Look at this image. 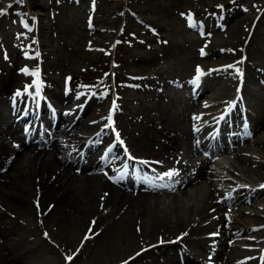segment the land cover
<instances>
[{
	"label": "rangeland",
	"instance_id": "rangeland-1",
	"mask_svg": "<svg viewBox=\"0 0 264 264\" xmlns=\"http://www.w3.org/2000/svg\"><path fill=\"white\" fill-rule=\"evenodd\" d=\"M188 10H192L194 19L203 22L202 28L206 34L204 43L209 48L218 50V54L223 50L227 54L215 62L220 64L214 68L224 69L226 65L221 63L239 61L236 67L233 66L235 68L231 67V71L216 70L215 72V78L218 81L222 80L219 83L222 84L224 80H230V96L227 95V97L231 101V91L235 90L237 80L244 73L247 56L251 63L258 65V68L259 66L264 67V0H22V2L0 0V12L5 13L0 15V42L3 43L2 45L0 43V49L7 48V50H0V62L2 63L0 65V99L5 98V95L11 91L12 85L29 82L34 76H37L34 75L37 72L49 82V87L46 89L51 95L67 86V89L73 91L75 95L82 92L80 103H73V108L78 106L82 109L91 96L93 104H91V111L82 112L80 117L87 118L92 114L97 118L91 123L93 124L92 130L86 127H73L68 130L66 146L72 150L74 149L72 140L84 141L102 126H99L103 123L102 116L106 112L109 100L114 98L116 100L114 126L119 135L121 133V140L127 142L128 150L129 146L132 147L131 149H135V155H148L146 153H149L150 149L142 148L139 139L144 134H150V124L146 117L159 118L155 107L152 106L157 100V95L165 93L162 94L163 98L165 95L173 96L175 99L174 108L177 107V112L184 108V104L194 105V102L190 101L187 88L179 87L174 78L180 68H183L178 53L172 48L167 54L166 50L170 47L165 46L164 43V41L183 43L185 39L189 40L191 36H195L196 27L187 28L185 23ZM235 20L239 23L236 22L235 30L229 32L227 28ZM153 32L154 34H152ZM208 32H212V35ZM8 41L10 43H7ZM200 42L198 40L195 44L189 45L194 49L192 50L194 55H196L195 47ZM2 51H8V56L3 55ZM133 54H142L148 59L153 58L149 61L153 66V75L140 78L141 76L138 77L130 71L129 59L135 56ZM216 57H218L217 54ZM193 64L195 63L189 64L187 73L184 74V76H189V79L193 71ZM23 66L35 68V72L24 74L21 70ZM214 68L210 69L214 70ZM213 70L207 69L205 73H210ZM133 75H136L134 76L136 79L129 78ZM161 76H164V79ZM62 78H68V80ZM152 79L166 83L158 88H153ZM220 87L222 89L219 91L214 88L212 94L209 93L210 90H206L205 94L199 95L198 100L201 101L207 99V96H211V100L207 99L204 102L216 103L217 98H221L223 103H227L226 98H222L225 96V87ZM162 101L167 103L163 99ZM172 101L173 99L170 97L168 103L170 104ZM160 103L162 102L160 101ZM251 112L252 116H255L256 112ZM0 115H2L0 116V136L1 133L10 136L8 133L10 118H7L3 107H0ZM261 130H255L253 137L245 141L252 146V149L240 156L264 164L262 154L257 152L260 146L253 142L255 140L264 141V137L259 135ZM12 143L14 144L13 141ZM11 145L8 143L9 148ZM9 153L12 154L11 151ZM231 153L223 155L222 165L227 168L220 169L219 172L223 173L227 169H231V171L228 170L226 176L232 182H236L234 184L236 187L238 185H258L251 183L253 175L248 176V171L243 169L245 164L248 166L250 164L237 160L236 158L240 157L237 152ZM104 163L109 164L110 162L104 161ZM231 165H234L235 169ZM71 169L77 170L76 167H71ZM0 174L3 173L0 172ZM238 174L240 181L237 178ZM226 182L219 181L221 184H226ZM201 184H203L202 181L192 183V186L187 187V191L190 192L194 185L196 188ZM194 193L193 191L190 196H193ZM10 196L6 203L0 198V211H4V215L0 216V264H121L125 262L130 264V248L137 243L134 238L130 240L129 232L118 229L113 223L115 221L113 218L100 220L95 217L91 218L90 223L95 222L94 228H97L99 232L91 239H87L86 235H91L89 228L87 232H81L76 225L70 223V218L75 212L72 206L67 205L64 210L60 209L61 207L54 210V214L59 213L55 214V216L58 215V222L52 223V219L49 217L52 206L47 205V208L42 211L38 207L39 201L36 198H40V193L32 199V203L30 199L35 196V193L28 195L27 203L31 210L26 212H22L23 198L20 196L18 200L16 191L10 192ZM260 196L253 197L257 206H253L255 205L253 202L233 206L237 209H246L243 213L239 210L234 211L225 205L221 206L240 223L250 221L249 224L252 225L250 231L241 233L236 239H224L231 242L229 245H237V251L241 250L234 257V262L230 260L233 263L229 261V264H262L264 236L256 238L257 233L264 229V211L262 209L264 201L258 202L260 198L264 199V193ZM167 197L168 194L158 195L156 211L159 214L167 213L172 208ZM180 200L181 205L174 209L178 210L177 208L181 207V211L186 212L185 203H189V201L187 198ZM218 200L220 199L218 198ZM248 204L250 205L248 206ZM64 207L62 206V208ZM224 210L222 213H225ZM105 211L107 213L110 211L108 206H104L100 213L104 214ZM253 211L256 215L259 214L257 215L259 216L257 226L253 225L251 221L253 220L251 216ZM232 213L234 214L232 215ZM218 215L220 213L208 217L216 216L218 218ZM153 241L154 238L148 240L149 243H153ZM158 243L149 246L152 247ZM225 247L224 244L219 245L217 250L216 246H212L207 254L218 251L221 254L220 258L223 259L227 255L224 251ZM158 249L164 250L165 248ZM156 251L157 249L152 253H147L148 251L143 253L139 257L140 260L135 263L142 262L144 259L146 264L162 263L163 255L155 253ZM68 257H72V260L69 261ZM208 257L209 259H205L207 264L215 262L210 255ZM251 258L255 259L251 263H246Z\"/></svg>",
	"mask_w": 264,
	"mask_h": 264
},
{
	"label": "bare ground",
	"instance_id": "bare-ground-1",
	"mask_svg": "<svg viewBox=\"0 0 264 264\" xmlns=\"http://www.w3.org/2000/svg\"><path fill=\"white\" fill-rule=\"evenodd\" d=\"M236 22L237 20H235L233 24L229 25L228 28L226 27L229 32L235 30ZM152 34H154V32ZM198 40L199 38H197L196 36H191L189 40L185 39L183 43H180L178 41L175 42L170 41L167 42L165 45V46L168 45L170 47L169 49L166 50L167 54H169L170 49L172 48L175 49L178 53L179 61L183 64V68H180L177 75L174 77L177 84L180 85L182 89L187 88V84H188V81L186 80L187 76H184V74L187 73L188 66L191 62L200 63L199 73L202 76V74L206 69L219 66L220 63H215L217 60L225 57V55L227 56L224 50L218 54V50L207 47L206 49H204L205 51L204 58L199 59L197 56L193 54L192 50L194 49H192L191 46H189L190 44L191 45L195 44ZM11 44L13 43L11 42ZM15 52L16 51H14V53ZM216 54L218 57L215 58ZM211 56H214L213 57L214 59ZM209 58L212 59L210 60ZM151 60H153V58L150 57V59H148L145 55L142 54L131 57L129 59L130 71L132 73L137 74L138 77L141 76L146 78L151 74L153 75L152 73L153 66L150 65L151 63L149 62ZM238 63L239 61H236L235 63H230L229 61H227L221 63L226 65L224 69H218V68L215 69L225 72L232 69L231 67L233 66L236 67ZM0 64L2 65L1 62ZM215 69L212 72L210 71V73L203 76V78L200 81V88L199 90L197 89L198 92L196 93V96L198 94L199 95L205 94L204 92L206 90H210L209 93L212 94L215 89H217L218 91L222 89V87L220 86L225 87V91H224L225 96L222 98L225 99L227 98V95L230 94V82H229L230 80L229 81L224 80L222 84L219 83V81L222 80L218 81V79L215 78V72H216ZM195 74H198L197 70ZM161 78L164 79V76H161ZM163 83H164L163 81L155 79L152 82V87L158 88L159 86H162ZM237 87L238 88L236 91L240 93L243 101H246L244 102L245 106L249 108L251 111H253V113L256 112L255 116L251 115L252 117L251 116L249 117L250 129L253 132H255V130L257 129H262L259 132V135L260 137H264V67L259 66L258 68V65L255 63H251L249 57L247 56V60L244 63V73ZM236 91L232 90L231 95L232 93L233 95H236ZM162 94L164 95L165 93ZM162 94L160 93L159 95H157V100L154 103V105H152L153 107H155V110L157 111L159 118L154 119L149 116L146 117L148 123L150 124L149 126L150 134L142 135L141 139H139L140 140L139 142L141 143V145H147L150 148V152H149L150 155H147L148 158H158L159 159L158 161L163 162V165L161 167L163 169L165 168L168 169L171 167V163L173 161L174 162L178 161V157H179L178 144L189 147V144L193 140L191 135L193 133H199L203 131V125L196 128L197 124L196 127L193 128L194 129L193 133L191 132V128L189 130L190 123L186 118L187 108H191V111H195L197 109H202V108L218 111L219 109L217 106L219 105L222 106L225 103L222 102L223 100H221V98H217V100L215 101L216 103H206L204 101H201L200 104L202 103L204 107H200L198 104L199 102H197V99H194L192 101L190 100L191 102H194V105H192L194 107H190L186 104L184 108H182L179 112H176L175 111L176 109L174 108L173 105V101L170 104L168 102L160 103V101L163 99ZM188 95L189 97L191 96L190 93ZM72 98L73 96H70V99ZM206 98L211 100V96H207ZM1 104L4 105V109L6 110L7 103L5 102L4 99L0 100V105ZM59 108H61V106H59ZM91 108L92 107L90 104H86L84 105L82 110L88 113L91 111ZM235 109L237 110V108ZM209 115H211V112L202 113L201 116L198 118V120L204 119ZM235 117H236V112L234 113L232 112L231 115H229V118L231 120ZM95 118L97 117L96 116L94 117L92 114H90L87 118L78 117L76 121H74L73 126L86 127L87 129H90L92 126V124L90 123H92L95 120ZM56 122L57 124L59 123L58 124L59 127L60 125L62 126L63 124L62 121L58 119L54 121V124ZM100 125L101 124H99V126ZM53 131L55 132V130H52V133ZM59 131H61L60 128L56 130V133H58ZM106 136L107 134H102L101 138L104 139L106 138ZM211 136L212 133L209 134L207 140H211ZM215 139H219L221 144H225L224 143L225 141H223V137L220 133L216 134ZM241 141L239 140L233 141L232 150L237 152L238 156H240L243 153H246L247 151H251L252 149V146L245 143V141L243 140ZM253 142H256L258 146H260V148L257 149V152L261 153L264 158V149L261 148V147L264 148V141L255 140ZM56 143L57 142H55V144ZM17 145H18L16 147L17 149L14 150V156L10 157L9 162L3 166L4 167L3 174H0L1 200L6 203L8 198L11 197L10 192L16 191V197L18 198V200L20 199V196L23 198L22 212L23 211L26 212L27 210L29 211L31 210L29 208L30 206L27 203L28 195L31 193H35V196H33L30 199L32 203V199L36 198L37 195L40 193V198H36V200L39 201V202L37 201L38 207L40 211H42L47 208V205L52 206L50 212L51 215L49 216L52 219V223L58 222V215L55 216V214H59V213L56 212L54 214V210L60 207H61L60 209L64 210L66 209L67 205L72 206L75 212L70 218V223L72 225H76L78 227L77 229H79L81 232H85V231L87 232L88 228L89 229L91 228L92 229V231L90 232L91 236H94L99 232L97 228H94L95 222L90 223L91 218L95 217L98 220L105 218L108 219L113 218L115 220L113 221V223L118 227V229L129 232L130 240H133L134 238L135 242L137 243L134 244L132 248H130V262H129L130 264H146L145 259L142 261L143 263L142 262L135 263V262L140 260L139 257L143 253L147 251H148L147 253H152V251H155V249H157L155 253H159L160 255H163L164 261L160 264H201L204 261V259L207 257V251L211 250L212 246L219 247L220 242L223 240V238L226 237L229 240L234 238L236 239V237H238V235H241V233L248 232L252 229L251 228L252 225L249 224L250 221L248 223H240L237 220V218L230 216L229 213H227L223 208H221V206L225 205L227 207H230V209H233L234 211L239 210L243 213V211L246 209H237L233 206L240 205L241 203H249V202H253L255 203V205L253 206H257L256 200H253V197L260 196V194L264 193V187H262L264 186L263 162L261 164L260 162H254L253 160H250L248 158H244L241 156L237 157L236 158L237 160L244 161L245 163L250 164V166L245 164V167L243 169L248 171L247 172L249 173L248 176L253 175V177L251 178L252 179L251 183H255L258 185L255 186L244 185V186L235 187L234 184L236 182L234 181L232 182V180H230V178H228L226 175L222 176L219 174L217 178L216 176L214 178L213 177L214 175H212L211 173L205 174L207 172L206 170L207 162L205 161L199 162L197 165H195L192 159H188V163L187 162L180 163L178 161V163L176 164V171L178 173V180H179V183L175 187L177 192H175L174 190H169L172 192H170L171 194H169L167 197L169 198V202H170L169 204L171 205L172 208H170L169 209L170 211H168L167 213L164 212L163 214H159L156 211V207L158 206L157 200L159 198L155 193H151L148 195L139 193L135 196H132L131 194L125 193L124 189L122 190V187L124 188L129 187L128 182H125L124 185L120 187H114L108 184L107 182L102 181L101 177H98L93 174H88L87 170H91L92 168L95 167L94 165L98 163L97 160H95L96 157L95 152L88 154L87 160L89 159L90 160L85 165L82 163L78 164V162L75 159H72L70 157V155L73 152L67 154L65 153V151L59 153V152H54L53 150L54 153L52 152L51 155H45L44 153L41 154L38 151L25 147L20 141V139ZM6 149H7L6 145H3L0 142V159L1 156L3 155V151H5ZM132 150L135 151V149ZM111 154L118 155L117 151L114 152L113 149L108 151L107 156ZM190 154L191 155L197 154V149H195V151L190 152ZM186 155L188 156V154ZM179 159H183L182 155L180 156ZM74 162L75 164L73 167H77V166L80 167L79 171L81 172L76 173L75 171L70 169V167H72V164ZM89 165L91 166L89 167ZM0 167H2V161H0ZM231 167L235 169L234 165H231ZM117 169L118 167L116 164L111 166V168H107V172L112 173L113 171H117ZM203 176L205 178V180H203L202 182L203 184H201V186H198L196 188L194 185L192 191L189 192L186 190L185 187H183V183L190 187L191 183L197 182V179ZM239 176L240 175L238 174L237 178L240 181ZM219 177L221 178L220 179L221 182L227 181L226 184L212 182V180L214 179L219 180ZM193 191L195 192L194 195L190 196V194H192ZM182 198H187V200L189 201V203H185L184 208H186V212L181 211L180 209L181 207L177 208L178 210L174 209L175 207L181 205L180 199ZM218 198L220 199L219 202H217ZM46 200L47 202H45ZM263 201L264 199L260 198V201L258 202H263ZM249 205L250 204H248V206ZM62 206L65 207L62 208ZM104 206H108L110 211L108 213L105 211L104 214H101L100 212ZM262 209L264 211V208ZM223 210L225 213H222ZM3 212L4 211H0V216L4 215ZM218 213H220V215H218L219 216L218 219H213L216 218V216L213 217L212 219L207 218L208 216ZM233 214L234 213H232V215ZM257 215L256 213H254V211L251 212V216L253 217V220L251 221L253 225L256 226L259 223V216ZM241 219L243 220V218ZM237 225L239 226V228H237L238 227ZM216 230L220 231L218 232V236L221 237L217 240L209 239L203 236L207 232L210 231L213 232ZM263 236H264V229H261L257 233L256 238ZM88 237L90 236L88 235ZM152 238H154L153 243H149L148 240ZM156 242H159L158 245L152 247L149 246L150 244H154ZM226 242H225L226 247L224 248V251H226L225 253L227 255L223 259H221L220 258L221 254H219L218 251L213 253L212 254L213 259L217 260L213 264H227L230 260L234 259L236 254L241 252V250L237 251L238 249L237 245H233V244L229 245L231 242H227V244L229 245L228 246ZM148 246L149 248H147ZM232 246H235L236 248ZM158 248H165V249L159 250ZM151 258L153 257L151 256ZM252 261L253 258L248 259L246 263H251ZM254 262L256 261L254 260ZM262 264H264V260L262 261Z\"/></svg>",
	"mask_w": 264,
	"mask_h": 264
},
{
	"label": "snow or ice",
	"instance_id": "snow-or-ice-1",
	"mask_svg": "<svg viewBox=\"0 0 264 264\" xmlns=\"http://www.w3.org/2000/svg\"><path fill=\"white\" fill-rule=\"evenodd\" d=\"M18 2H22V0H18ZM9 7H11V5H9ZM5 13L4 12H0V15H4ZM189 20H191V17L189 16ZM202 54H203V51H202ZM198 73H199V69H197ZM34 75H38V72L37 73H34ZM198 79V78H197ZM196 81H194L195 83ZM113 107L115 108V102L113 104ZM109 122H111V117H109ZM117 140L119 141V143L122 145L124 142L122 140L119 139V135L117 134ZM125 152L127 153V150H125ZM127 159L130 160V161H134V158L131 156V155H128L127 156ZM139 163L141 164H144L145 162L144 161H140ZM127 167V166H126ZM127 174V173H126ZM178 175V173L174 172V171H169V172H166L164 173L163 175L159 176V177H156V179H159L161 181H164L165 179H167L168 181H172L173 178ZM144 180L147 181V177H144ZM148 185L149 187H155L151 181H148ZM167 185H164V184H161L160 187H166ZM264 187V186H262ZM174 190V189H173ZM89 231L91 232L92 229L90 228ZM87 238V237H86ZM139 255V254H138ZM69 261L72 260V257H68L67 258Z\"/></svg>",
	"mask_w": 264,
	"mask_h": 264
}]
</instances>
